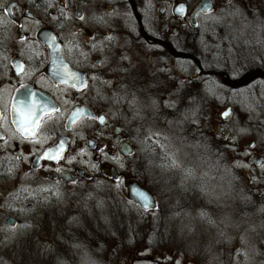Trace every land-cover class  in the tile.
Segmentation results:
<instances>
[{"label":"flooded vegetation","instance_id":"af4514ba","mask_svg":"<svg viewBox=\"0 0 264 264\" xmlns=\"http://www.w3.org/2000/svg\"><path fill=\"white\" fill-rule=\"evenodd\" d=\"M188 1L0 0V264H264V233L223 217L221 193L223 183L238 204L245 190L264 227V123L222 122L233 111L229 94L221 123L209 118L213 75L261 90L264 0L241 19L254 26L246 39L234 44L222 34L207 47L195 31L214 8L195 26L203 0L193 8ZM216 57L236 58L241 81L208 69ZM201 75L204 86L195 88ZM198 106L199 119L180 133L198 166L191 161L180 177L178 162L171 176L180 191L170 192L179 216L203 207L204 248L167 233L163 205L136 178L149 145L163 149L148 141L146 123H180ZM132 180L154 192L156 208L130 198Z\"/></svg>","mask_w":264,"mask_h":264},{"label":"rangeland","instance_id":"374dc122","mask_svg":"<svg viewBox=\"0 0 264 264\" xmlns=\"http://www.w3.org/2000/svg\"><path fill=\"white\" fill-rule=\"evenodd\" d=\"M199 1L200 0H189V7L193 8ZM214 1L215 7L213 11L199 17V30L195 31V33L197 32L199 37L202 36L201 40L205 38V32L212 34V32L216 30V36L214 35L211 37L212 44H214V40H219L222 34H226V38L230 42L236 44L242 41L241 38L246 39L248 34L254 32V26L249 24L251 21H245V24L242 25L241 19L243 16H248L250 13L249 10H252L255 7V2H257L258 7H263V2H261V0H231L230 2L226 0ZM205 44L206 43H204V46H209ZM210 46L211 48L215 47L211 44ZM260 65L261 64L257 63L254 67H258ZM186 66L187 64L185 63L180 64L181 69H185ZM207 68L230 73L232 81L236 84L241 81L243 73H245V69H243L242 64L239 63L236 58H233L231 62L226 63L223 59L219 60L218 57H216L215 61L212 62L211 65H208ZM212 78L213 85L211 90V100L213 106L211 107V116L209 118L213 123H221V120L218 117L219 113L226 107V104H224L223 101L227 98L228 94V97L232 98L231 102H234L233 111L226 120L222 119V122L226 121L227 123H237L243 121V123H254L259 120L260 123H264V80L260 86L261 90L257 93L254 85L250 82L243 85L241 88L236 89L231 83H228L229 78L225 80L223 79V81L218 79L215 75H213ZM203 79L202 75L197 77L195 88H202L204 86ZM257 94L259 95L258 98ZM216 97L219 98L217 99ZM199 107L200 106H198L194 113H190L186 110L180 113V123H170L171 121L166 125L161 123H146V137L148 141L152 137L158 139L163 145V149L160 151V154L156 151L154 146L149 145L145 152L146 158H144V161L146 160V164L144 166V173L136 175V178L141 181H146L148 186H150L157 195L158 207L163 205V209L165 210V215L167 217V233L174 239H179L183 242L185 247H188L189 242L191 244V242L195 241L200 245V248H204L206 241L204 240L203 234L205 233L208 235L210 230L206 229L207 223L204 218L205 214L201 213L203 207L201 206L194 210L186 209L179 216L175 212L176 206H173L176 203L175 198L177 199V196L173 193L171 194L170 192L172 190L175 192L180 191L178 181L173 179L171 176L174 171L173 168L176 167L178 162L181 165L175 170V172L178 173L180 177L185 176L187 168H192V164L190 163L191 161L197 163H194V166H198V156L193 153V148H191L189 141L187 142V140L181 138L180 133L183 127L187 128L188 126L190 128L189 123H186L187 119H195L196 121L199 119L198 115H200L202 111ZM182 118L185 119V123L182 122ZM176 120L179 121L178 119ZM162 136L163 139L161 140ZM162 164L163 169L161 170L160 168L162 167ZM119 165L120 167L124 166L122 164ZM211 168L212 171L215 172V169H219L220 166L211 163ZM220 180L223 181L219 172L217 178L215 177V180L213 178V184L216 185L218 189L220 188ZM223 185L224 184L222 183L221 193L223 194V201H225L226 208L223 211L224 214L222 213V216L229 221H232L236 217L238 221L241 220L244 222L245 231L248 233L256 232L258 233V236H261L264 233L263 222L259 220L258 214L254 209L253 198L248 196L244 190L243 199L239 200L240 202L237 204L236 196L235 202V198L229 191L226 195H224L225 187ZM161 194L165 195L164 200L161 198ZM173 195H175V198L171 201L173 199ZM203 197L204 195L201 196V201L204 200ZM154 214H156V211ZM211 215H214V213L212 212ZM223 221L226 220L223 219Z\"/></svg>","mask_w":264,"mask_h":264},{"label":"water","instance_id":"95a60500","mask_svg":"<svg viewBox=\"0 0 264 264\" xmlns=\"http://www.w3.org/2000/svg\"><path fill=\"white\" fill-rule=\"evenodd\" d=\"M181 12L180 15H183L186 12V5L185 3H182ZM214 8V3L212 0H203L197 7L195 8L192 16V24L197 25V16L199 13H207L210 12ZM53 47V56L55 58H58L60 56V53L58 52V49L56 46ZM60 62H57V66L60 69ZM229 110V109H228ZM230 111V110H229ZM129 190H130V198L134 200L135 202L139 203L143 208L145 209H153L157 206L156 197L153 191H151L148 187L145 185L132 180L129 182Z\"/></svg>","mask_w":264,"mask_h":264},{"label":"trees","instance_id":"16d2710c","mask_svg":"<svg viewBox=\"0 0 264 264\" xmlns=\"http://www.w3.org/2000/svg\"><path fill=\"white\" fill-rule=\"evenodd\" d=\"M198 30H199V26L196 27V31H198ZM216 34H217V31L216 30L213 31L212 34H208L207 32H205L204 33L205 38L203 40H201L202 39V36L199 37V34L196 32L195 39H196V41H198L199 44H201L200 46H202V45H204V43L209 42V40L211 39V37H213L214 35L216 36Z\"/></svg>","mask_w":264,"mask_h":264},{"label":"snow or ice","instance_id":"6c2138e0","mask_svg":"<svg viewBox=\"0 0 264 264\" xmlns=\"http://www.w3.org/2000/svg\"><path fill=\"white\" fill-rule=\"evenodd\" d=\"M82 18V17H81Z\"/></svg>","mask_w":264,"mask_h":264}]
</instances>
